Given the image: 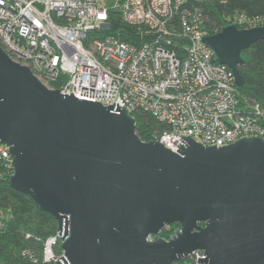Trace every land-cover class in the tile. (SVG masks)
<instances>
[{"label":"water","instance_id":"water-1","mask_svg":"<svg viewBox=\"0 0 264 264\" xmlns=\"http://www.w3.org/2000/svg\"><path fill=\"white\" fill-rule=\"evenodd\" d=\"M261 40L264 27L228 25L203 43L241 87L243 52ZM181 140L177 152L142 141L125 107L49 89L0 47L9 184L57 221L55 264H176L197 252L202 264H264V139ZM174 224L169 240H148Z\"/></svg>","mask_w":264,"mask_h":264},{"label":"built area","instance_id":"built-area-1","mask_svg":"<svg viewBox=\"0 0 264 264\" xmlns=\"http://www.w3.org/2000/svg\"><path fill=\"white\" fill-rule=\"evenodd\" d=\"M116 1L117 8L105 0H0V47L49 89L119 104L133 118L151 115L165 126L152 141L173 152L183 137L216 148L264 139V110L241 100L233 72L203 43L209 34L202 9L192 0ZM112 12L138 30L139 42L107 33L90 37L110 30ZM231 22L240 30L264 27L261 17L237 14ZM0 160L12 170L9 147L1 142ZM61 243L57 233L44 242L40 258L24 256L55 264ZM199 258L204 252L178 263L202 264Z\"/></svg>","mask_w":264,"mask_h":264},{"label":"trees","instance_id":"trees-1","mask_svg":"<svg viewBox=\"0 0 264 264\" xmlns=\"http://www.w3.org/2000/svg\"><path fill=\"white\" fill-rule=\"evenodd\" d=\"M193 4L202 9L206 18V30L209 36L216 35L232 24L235 15L248 18H264V0H192ZM103 33L115 35L127 43L139 42L137 29L125 25L118 12L111 13L110 30L91 33L90 37H101ZM246 64L239 68L242 86L238 87L241 100L258 104L264 110V40H261L243 52ZM63 81L55 85L59 89ZM136 133L144 142L154 140V135L163 131L165 126L159 124L151 115L137 113ZM13 175L0 160V264H33L24 252H31L40 258L44 242L57 234V221L49 213L37 209L31 199L13 190L9 179ZM4 212L9 213L5 218ZM202 227L205 224H201ZM170 231L164 234L166 239L179 228L171 225ZM56 253L62 254L61 246ZM182 264V263H178Z\"/></svg>","mask_w":264,"mask_h":264},{"label":"rangeland","instance_id":"rangeland-1","mask_svg":"<svg viewBox=\"0 0 264 264\" xmlns=\"http://www.w3.org/2000/svg\"><path fill=\"white\" fill-rule=\"evenodd\" d=\"M108 7L110 8H117V1L116 0H105ZM4 216L5 218H8L9 217V213L8 212H4Z\"/></svg>","mask_w":264,"mask_h":264},{"label":"flooded vegetation","instance_id":"flooded-vegetation-1","mask_svg":"<svg viewBox=\"0 0 264 264\" xmlns=\"http://www.w3.org/2000/svg\"><path fill=\"white\" fill-rule=\"evenodd\" d=\"M169 231H170V228H169ZM169 231H164V232H162L159 236H157V238H158V239H161V238H162V239H166V238L164 237V234H165L166 232H169ZM171 236H172V235H171ZM171 236H170V237H171Z\"/></svg>","mask_w":264,"mask_h":264}]
</instances>
